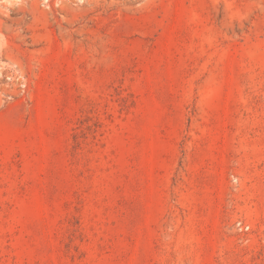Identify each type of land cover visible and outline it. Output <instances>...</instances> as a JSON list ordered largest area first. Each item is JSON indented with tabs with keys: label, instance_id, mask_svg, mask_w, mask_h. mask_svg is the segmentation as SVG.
<instances>
[{
	"label": "rangeland",
	"instance_id": "obj_1",
	"mask_svg": "<svg viewBox=\"0 0 264 264\" xmlns=\"http://www.w3.org/2000/svg\"><path fill=\"white\" fill-rule=\"evenodd\" d=\"M0 264H264V0H0Z\"/></svg>",
	"mask_w": 264,
	"mask_h": 264
},
{
	"label": "built area",
	"instance_id": "obj_2",
	"mask_svg": "<svg viewBox=\"0 0 264 264\" xmlns=\"http://www.w3.org/2000/svg\"><path fill=\"white\" fill-rule=\"evenodd\" d=\"M241 229L248 230L250 226L248 224L242 223L241 221L237 222Z\"/></svg>",
	"mask_w": 264,
	"mask_h": 264
}]
</instances>
